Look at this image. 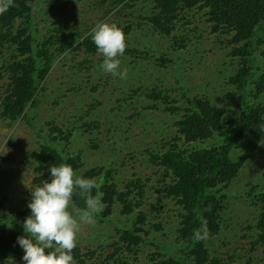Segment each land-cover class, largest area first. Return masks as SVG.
Segmentation results:
<instances>
[{
    "label": "rangeland",
    "instance_id": "374dc122",
    "mask_svg": "<svg viewBox=\"0 0 264 264\" xmlns=\"http://www.w3.org/2000/svg\"><path fill=\"white\" fill-rule=\"evenodd\" d=\"M149 5L147 0H136L131 8L108 15L110 20L119 21L120 27L129 23L126 46L146 53L145 58H134L126 53L120 57V67L127 70L126 79L100 73L98 66L103 58L98 59V56L88 57L92 59L91 65L87 66V62L78 65L86 54L82 47H77L54 56L44 90L37 95L35 106L27 111L26 120L0 118V229L18 227L21 221V211L34 188V161L30 157L25 162L24 158L36 148L40 136L45 134L46 137L49 126L46 122L53 121L71 131V136L62 141L61 146L71 153L79 152L84 167L101 166L110 170L119 188L121 183L136 176L146 181L140 209L150 218V223H160L162 230L157 227L156 232L147 234L138 246L140 253L136 259L124 254L125 263L110 260L109 264H149L148 255L154 251L175 257L182 254L181 244L175 237L179 223L175 202L153 191L166 178L162 168L149 162L144 154L146 149L161 152L164 141L174 135L173 120L178 114L164 110V106L182 105L186 97L201 95L226 107L229 113H235L246 103L264 102V91L254 96L252 84L238 90L227 83V77L237 70L238 58L229 52L228 36L209 32L203 11H189L185 21L177 24L175 33L186 39L185 45H178L170 37L154 33L139 18L147 15ZM109 7L108 1L98 5L95 0H34L33 37L41 39L57 21L62 27L70 28L75 24L77 29H86L104 16ZM151 87L160 89L174 102L155 101L154 108H149L152 102L143 93H129L131 97L126 98L128 89ZM90 123L95 124L94 127L86 130L83 125ZM255 185L257 188L264 185V146L254 151L238 176L228 184L219 232L207 238L213 254L235 253L238 257L232 259L238 264L248 258L252 259L251 264H264V249L250 246L254 239L252 225L259 208L248 190ZM115 213L118 212L103 219L97 215L93 225L82 226L77 243L80 248L103 254L106 245L116 239L118 227L128 226L133 220V216L125 220ZM153 243H157V247ZM99 259L103 258L96 256L92 261L100 264ZM12 264H23V261Z\"/></svg>",
    "mask_w": 264,
    "mask_h": 264
},
{
    "label": "trees",
    "instance_id": "16d2710c",
    "mask_svg": "<svg viewBox=\"0 0 264 264\" xmlns=\"http://www.w3.org/2000/svg\"><path fill=\"white\" fill-rule=\"evenodd\" d=\"M34 0H12L8 10L0 14V118L11 121L26 120L27 111L37 102V95L44 90V81L49 74L55 55L64 54L82 47L86 57L78 65L92 64L89 56H102L96 52L89 33L97 22L110 20L108 15L132 6L136 0H95L102 5L105 1L110 7L104 16L94 20L86 29L53 24L48 34L41 39L34 38L32 28V3ZM145 1V0H143ZM149 12L139 16L152 31L161 37H170L174 44L185 45L178 33L177 24L184 20L189 11L201 10L208 23L210 33H218L229 38L230 54L238 58L237 70L227 77V83L235 89L244 90L252 84V94L257 96L264 91V0H147ZM187 23V22H186ZM124 34L130 24L121 26ZM184 47V46H182ZM126 54L134 58L146 57L143 50L127 47ZM124 53V54H125ZM251 55L253 58L251 59ZM164 61L162 56L158 57ZM118 90V88H117ZM129 93H143L152 103L174 102L160 89H128ZM184 96H186L184 94ZM128 97V98H129ZM125 99H123L124 101ZM117 101H120L117 99ZM122 101V100H121ZM164 106L166 111H174L178 118L173 120L174 132L170 140L164 141V150L154 152L146 149L145 157L149 162L162 168L166 181L153 191L175 202L179 213V223L175 237L181 244L180 257L154 251L148 255L149 264H238L233 258L235 253L213 254L207 238L219 232L220 214L224 208L225 189L236 178L250 156L260 146H264V102L245 104L239 112L229 113L226 107L212 103L201 95L188 96L185 104ZM137 114V113H136ZM45 134L40 136L37 146L24 158L34 161L32 183L34 187L49 177V165L68 163L76 173L84 178L100 182L103 210L99 219L114 213L125 218L133 216L130 224L118 227L116 239L106 245L103 254L95 250L82 249L77 244L72 250L75 264H97L93 258L101 257L100 264L109 261L125 263L124 254L136 259L140 253L138 246L145 241L149 232L162 230L160 223H150V218L140 209L144 195V183L140 177L127 179L119 188L110 170L101 166L84 167L79 152L71 153L61 146L71 136V131L62 129L53 121L46 122ZM95 125V124H94ZM92 123L83 125L86 130L94 127ZM97 126V125H96ZM180 142V144L178 143ZM10 143V141H9ZM191 144L190 146H188ZM202 144V145H201ZM182 145V146H181ZM251 187L248 193L254 198L259 211L252 225L254 239L250 246L264 249V185ZM25 193V191H24ZM25 201V198H19ZM26 201L21 211V221L15 228L0 229V264H12L21 260L23 251L16 238L23 235L22 222L30 214ZM2 201H0V205ZM73 206L84 207V199L79 193L73 196ZM206 225L207 236L194 240V232ZM148 226L145 229L144 226ZM149 239V237H148ZM153 239V238H150ZM155 246L156 244L153 243ZM157 247V246H156ZM122 256V258H121ZM123 259V260H122ZM248 258L244 263L251 264Z\"/></svg>",
    "mask_w": 264,
    "mask_h": 264
},
{
    "label": "clouds",
    "instance_id": "9594fccd",
    "mask_svg": "<svg viewBox=\"0 0 264 264\" xmlns=\"http://www.w3.org/2000/svg\"><path fill=\"white\" fill-rule=\"evenodd\" d=\"M12 0H0V14ZM96 52L102 56L99 72L126 79L127 70L120 67L126 49V38L116 23L97 22L89 33ZM49 177L30 191L27 207L30 214L23 220V235L16 243L23 251V264H75L72 250L78 243L81 227L93 225L103 210L100 182L84 178L66 162L49 165ZM84 199L83 208L73 207V196ZM207 236L206 225L194 232V240Z\"/></svg>",
    "mask_w": 264,
    "mask_h": 264
}]
</instances>
